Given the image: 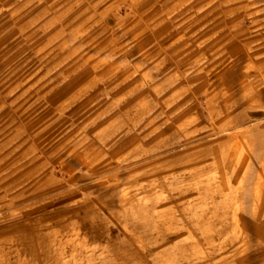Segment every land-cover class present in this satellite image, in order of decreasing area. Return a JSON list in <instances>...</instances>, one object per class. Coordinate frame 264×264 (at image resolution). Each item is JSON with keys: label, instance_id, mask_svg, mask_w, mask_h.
I'll return each mask as SVG.
<instances>
[{"label": "rangeland", "instance_id": "1", "mask_svg": "<svg viewBox=\"0 0 264 264\" xmlns=\"http://www.w3.org/2000/svg\"><path fill=\"white\" fill-rule=\"evenodd\" d=\"M0 264H264V0H0Z\"/></svg>", "mask_w": 264, "mask_h": 264}]
</instances>
